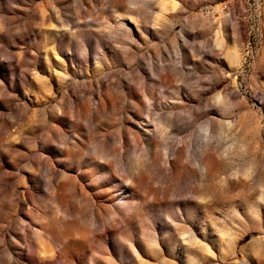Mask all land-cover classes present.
<instances>
[{
  "label": "rangeland",
  "instance_id": "obj_1",
  "mask_svg": "<svg viewBox=\"0 0 264 264\" xmlns=\"http://www.w3.org/2000/svg\"><path fill=\"white\" fill-rule=\"evenodd\" d=\"M0 264H264V0H0Z\"/></svg>",
  "mask_w": 264,
  "mask_h": 264
}]
</instances>
